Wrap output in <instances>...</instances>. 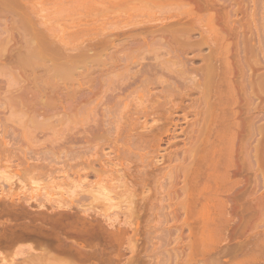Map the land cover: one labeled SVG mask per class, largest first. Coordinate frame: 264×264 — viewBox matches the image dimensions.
Returning <instances> with one entry per match:
<instances>
[{"label": "rangeland", "instance_id": "obj_1", "mask_svg": "<svg viewBox=\"0 0 264 264\" xmlns=\"http://www.w3.org/2000/svg\"><path fill=\"white\" fill-rule=\"evenodd\" d=\"M168 1L170 6L166 5ZM33 2V7L29 6L35 11L36 21L46 26L48 30H44L56 40L58 37L62 47H56L58 52L51 49L44 56L30 57L26 51L33 41L28 43L20 33L21 17L15 15L7 23L8 16L0 15V224L15 223L13 216H7L10 209L14 211L9 206L15 201L18 213L32 207L30 212L38 214L39 210L50 209L55 201L60 204L64 199L66 206V201L75 197L78 202L80 197L79 206L91 204L108 215L112 222L108 217L107 221L103 216L97 218L98 214L95 217L107 232L116 235L109 233L105 242L104 230L106 234L102 233L97 242L81 243L79 259L60 264H264V243L259 245L262 250L252 249L254 238L264 227L259 225L262 230L250 228L239 235L233 234V227L222 232L212 228L211 242L204 246L200 242L199 217L192 213L197 201L188 200L191 194L194 200L199 194L206 195L202 189L207 168L216 156L210 143L219 131L216 125L227 120L223 121V115H230L229 125L232 121L235 124L234 128L230 125L232 135L225 131L227 122L221 125L227 126L220 136L227 143L229 135L235 137L234 142L231 140L236 163L233 170L242 172L236 178H241L239 183L248 191L253 187L251 166L255 163L249 164V159L254 157L255 149L260 152L264 148V0H219L213 9L195 11L193 16L186 14L188 8L175 6L177 0H154L153 4L152 0ZM152 14L169 18L153 24L147 22L154 17ZM143 19L146 24L140 21ZM132 22L138 27H131ZM202 24H212L216 45L211 35L206 38L207 27ZM7 42L9 57L3 52ZM96 43L99 49L95 50ZM65 59L75 66L81 60L69 81L52 76L53 64H63ZM223 70L232 73L229 82L236 98L229 111L235 115L232 118V114L223 113L227 107L226 111L222 108L218 114L222 121L216 118L215 125L209 109L217 100L218 86L225 89L220 80ZM248 84L255 89L251 86L250 90ZM126 140H130L127 145ZM123 144L132 146L127 151ZM208 154L215 156L212 159ZM258 154L254 158L260 161L263 154ZM187 178L194 190L188 191V198L182 193L190 189H184L189 187ZM98 179L101 183L97 185ZM262 191L257 189L256 196H262ZM183 196L187 202L183 203ZM8 199L14 201H10L12 205L6 202L10 208L6 212L3 202ZM75 200L70 205L74 206ZM17 201L27 203L20 205ZM189 201L193 208L190 217L183 213L182 206ZM90 211L88 217L92 219ZM212 216L220 220L219 215ZM130 220L138 223L136 234L125 225ZM108 222L113 226L108 227ZM13 236L7 249L0 244V264L55 262L50 255L48 259L44 256L46 260L36 259L44 247L34 248L36 244L28 234L24 238L15 230ZM110 237L115 239L110 242ZM246 250L259 253L250 256Z\"/></svg>", "mask_w": 264, "mask_h": 264}, {"label": "bare ground", "instance_id": "obj_2", "mask_svg": "<svg viewBox=\"0 0 264 264\" xmlns=\"http://www.w3.org/2000/svg\"><path fill=\"white\" fill-rule=\"evenodd\" d=\"M33 1H45V0H0V15H4L5 17L6 16H8L10 19H9V21H8V17H6L5 18V21L7 22V23H9L10 22V20L12 19L13 20V18L15 17V15H19L20 17H21V20L19 21V27H18V29H19V31H20V33L22 34V36L24 37V38H28V43H30V40H32L33 41V43L28 47V50L26 51V53L30 56V57H34V58H36V57H38V56H44L45 54H46V52H48V53H50V52H52V50L51 49H53V51H55L57 48L56 47H58V49H60V47H62L61 45H60V47H59V45H58V43L60 44V41H59V39H58V37H57V40H58V42H56L57 40H56V36H53L52 34H48V31L46 32V30H44V29H47V28H43V25H41L40 24V22H38V21H36V19H35V11L33 10V4L35 3V2H33ZM65 1H67V0H65ZM113 1V0H112ZM115 1H121V0H115ZM129 1H131V0H129ZM150 2H151V0H149ZM31 2V3H30ZM76 2H78V0H76ZM153 2H154V0H152V4H153ZM166 2V1H165ZM179 2V3H178ZM219 2V0H177V3H176V5H175V3H173L175 6H178V7H180V6H182V7H186V8H188V10H186L185 12H186V14L187 15H192L195 11H201V10H205V11H208V10H210V9H213L214 7H215V5L217 4ZM33 3V4H32ZM168 3H169V1L167 2V4L166 5H168ZM172 3V2H171ZM32 5V7H30L31 5ZM30 5V6H29ZM166 5H161V6H163V7H165ZM168 6H170V5H168ZM198 13V12H197ZM196 15V14H195ZM3 16V17H4ZM12 16V17H11ZM14 16V17H13ZM151 16H154V17H151ZM150 17H151V20H148L147 22H149V23H158V22H162V21H164L165 19H167V18H169V17H167L166 16V18L165 17H163V16H161V14H160V16L159 17H157L155 14H152ZM193 16V15H192ZM150 17H148V18H150ZM171 17V16H170ZM191 17V16H190ZM198 20L199 18H196V17H193V20ZM208 18H206L205 20H207ZM113 21V20H112ZM111 21V22H112ZM141 22H145L144 21V19H143V21L142 20H140ZM140 21H138V23L137 24H139V22ZM200 21V20H199ZM208 21V20H207ZM135 23L137 22V20L136 21H134ZM141 22H140V25H141ZM195 22V21H194ZM197 22V21H196ZM205 23H206V21H204ZM114 23H115V21H114ZM133 23V22H132ZM135 23H133L132 25H131V27L132 26H134V28L137 26L138 27V25L137 24H135ZM201 23V22H200ZM210 23H212L211 22V20H210ZM209 22H208V24H210ZM110 24V23H109ZM108 24V25H109ZM118 24V23H117ZM129 24V23H128ZM143 24V23H142ZM144 24H146V22L144 23ZM196 24V23H195ZM199 25V24H198ZM203 25V24H202ZM207 25V24H206ZM90 25H88V27H89ZM117 26V25H116ZM127 26V28H130L129 26H130V24H129V26L128 25H126ZM125 26V27H126ZM153 26V25H152ZM203 26H205V24L203 25ZM202 27V26H201ZM207 27V29H205ZM210 27H213L212 26V24H211V26H205V34H206V38H208L210 35V37H212V34H215V32H214V29H213V31L211 32V29L212 28H210ZM77 28V27H76ZM92 28V27H91ZM108 28V27H107ZM133 28V29H134ZM203 28V27H202ZM79 29V28H78ZM85 29V28H84ZM83 29V30H84ZM90 29V28H89ZM101 29H102V27H101ZM48 30V29H47ZM81 30V29H80ZM83 30H82V32H83ZM88 30V29H87ZM86 30V31H87ZM94 30V29H93ZM97 30V29H96ZM109 30V29H108ZM111 30V29H110ZM118 30H120V29H118ZM90 31V30H89ZM203 32H204V30H202ZM201 31V32H202ZM85 32V31H84ZM88 32V31H87ZM93 32V31H92ZM91 31H90V35H91V33H92ZM95 32H97V31H94V33ZM118 32V31H117ZM78 33H81V32H78ZM99 33V32H98ZM98 33H97V35H98ZM96 34V33H95ZM100 34H101V32H100ZM113 34V33H112ZM112 34L110 33V35L112 36ZM204 34V33H203ZM82 35V34H81ZM94 35V34H93ZM93 35H91V36H93ZM86 36V35H85ZM84 36V37H85ZM96 36V35H95ZM102 36V35H101ZM205 36V35H204ZM100 37V35L98 36V37H95V38H99ZM89 38V42H88V44H89V46H91V48H93V44L91 45V43L93 42V41H91V39H90V37H88ZM92 39L94 38V37H91ZM94 38V39H95ZM213 38V37H212ZM216 37H215V35H214V38L212 39V41L214 40V42L213 43H215V42H217L216 41V39H215ZM34 39H36L37 40V42H34ZM211 39V38H210ZM209 39V40H210ZM86 40H87V38H86ZM98 39H96V41H97ZM100 40H101V38H100ZM100 40H98V41H100ZM6 41H8L7 39H6ZM103 41V39L101 40V42ZM206 41V40H205ZM82 42V41H81ZM91 42V43H90ZM104 42V41H103ZM210 42V41H209ZM208 42V43H209ZM84 43H85V41H84ZM212 43V42H211ZM57 44V45H56ZM79 44V43H78ZM81 44V43H80ZM83 44V43H82ZM85 44H87V42L85 43ZM87 44V45H88ZM94 44H95V42H94ZM86 45V46H87ZM103 45H104V43H103ZM215 45H216V43H215ZM78 46V45H77ZM84 46V45H83ZM88 46V47H89ZM81 47V46H80ZM95 47V46H94ZM98 46H97V43H96V47L94 48L95 50H96V48H97ZM83 48V47H82ZM85 48V47H84ZM4 50H3V52H6V56L7 57H9L10 56V52H11V50H10V47H9V44H8V42L6 43V45H5V47L3 48ZM58 49L56 50L57 52H58ZM97 49H99V48H97ZM51 50V51H50ZM66 50V49H65ZM83 50H85V49H83ZM91 50H93V49H90V51ZM94 51V50H93ZM6 56H5V58H6ZM78 56V55H77ZM77 56H76V58H77ZM7 59H9V58H7ZM64 59V56H63V58H62V60ZM81 59V58H80ZM80 59H77L76 61H78V60H80ZM65 60H67V59H65ZM64 60V61H65ZM63 61V62H64ZM81 61V60H80ZM80 61H78L79 63H80ZM67 62H69V64L68 65H70V64H72L69 60H67L66 62H64L63 64H61L62 62H57V63H54L53 65H54V67H51L52 69L53 68H55V69H53L54 71L52 72L53 73V77L55 76V78L56 77H60V78H62V80H64V81H69V79L68 78H71V76L72 75H75L76 74V72H77V70L75 71V70H73V68H77L78 66V62L77 63H75L76 64V66L74 65V64H72V66L74 65V67H72L71 65V67L69 66V67H67L68 65L66 64ZM75 62V61H74ZM73 62V63H74ZM55 64H57L56 66H55ZM61 67H60V66ZM65 65H67L66 67H65ZM59 67V68H58ZM70 68H72V69H70ZM224 69L226 70V67H224ZM228 70V69H227ZM73 71H75V73H73ZM229 71H230V69H229ZM223 72L224 73H221L222 75L220 76L221 77V81H222V79H223V82L221 83L220 82V80H219V83H221V84H223V86L225 87V89L222 87V85H220L218 82H217V84H219L220 86H218L219 88H220V90H219V92H218V94H216V101L215 102H213L211 105H210V113H209V115L213 118V119H215L214 120V122L216 121L217 122V120H216V118H219V120H221L220 118L221 117H224V116H226V117H224V119H223V121H225L226 119L228 120H226V122H227V124L229 123V118H227V117H230V115L229 116H227V115H223V116H221V117H219L220 116V113H222V110H224L226 107H227V109H228V111H226L227 109H225L224 111H226V112H223V113H229V114H232L233 112H231L230 113V111H229V109H230V107L231 106H233L234 104H235V102H233L234 101V99L236 98V96H235V98H234V95L236 94V93H234L233 92V90H235L234 88L232 89V86H233V84H231L232 82H229V81H231L230 79V77H232L231 75H229V74H232V73H229L228 74V71L226 72V71H224L223 70ZM72 77H74V76H72ZM59 78V79H60ZM230 78V79H229ZM58 78H57V80L58 81H61V80H59ZM64 81H62V82H64ZM248 83V82H247ZM256 84H258L257 82H255ZM260 83V82H259ZM64 84V83H63ZM231 84V85H230ZM251 84V83H250ZM254 84V83H253ZM255 84V85H256ZM259 85H261V83L259 84ZM65 86V85H64ZM248 86H250V90H252L254 87V85L252 86V85H249L248 84ZM251 86L253 87V88H251ZM258 87V86H257ZM261 87V86H260ZM259 88V87H258ZM264 88V87H263ZM262 87H261V89H263ZM255 89V88H254ZM249 90V89H248ZM247 92V91H246ZM234 93V94H233ZM222 94H224V96L222 95ZM247 94H249V96H250V92L248 93L247 92ZM247 94H245V95H247ZM223 96V97H222ZM248 96V97H249ZM247 97V96H246ZM251 99V98H250ZM233 103V104H232ZM232 104V105H231ZM115 106V105H114ZM222 108H224V109H222ZM231 110V109H230ZM232 111V110H231ZM147 112V111H146ZM144 114V113H143ZM147 114H148V112H147ZM146 113L144 114L145 116L147 115ZM218 114H219V116H218ZM131 115V114H130ZM233 115H235V113L234 114H232V118H233ZM147 117V116H146ZM131 118V117H130ZM226 118V119H225ZM128 119V118H127ZM126 119V120H127ZM231 120H233V119H231ZM212 121V120H211ZM222 121V120H221ZM129 122V121H128ZM216 122H215V125H216ZM226 122H223V124L225 125V123ZM234 121H232V124H230V125H233L234 123H233ZM144 123L146 124L147 122L146 121H144ZM144 123H143V125H144ZM218 123V122H217ZM221 123V122H220ZM219 123V125H220V128L222 129L224 126H222L221 127V125H223V124H220ZM214 124V123H213ZM218 125V126H219ZM229 125V124H228ZM230 125L227 127L229 130H227V128H226V130H225V127L227 126H225L224 127V129H220L217 125H216V127H217V130H219L218 132H216L217 130L215 129V126L213 125V130L215 129L216 131H214L213 133H215L216 132V135L213 137V142H215V139H217L216 141V143L214 144L212 141H211V143L210 144H213L214 146H215V149L213 150V148H214V146L212 147V149H210L211 151H212V153H214L215 152V157L214 156H212V155H209L208 154V156H212V159H213V157H214V159L212 160V162L210 161V157H209V161H210V163L211 164H209L210 166H211V168L209 169V168H207V175H206V179H207V181L205 182L206 184H204L205 185V187L202 189L204 192H206V195L204 194V196H202L201 194H199L200 195V197H199V195L197 196L196 194H194V196L196 195L197 197H199V199H201L202 201H200L199 199H192V194L190 195L189 194V192L188 191H192V189L193 188H191L192 186H191V176L193 177V175L195 174H191V176H187V177H190V178H187L186 180H187V182L189 181V179H190V182H188V186L189 187H184V189H186V188H190L189 190H187L186 189V191L184 192V190H182V193H184V195H185V193H186V196L187 195H190V197H191V199H190V197L189 196H187V198L189 197V199L188 200H190V201H192V203H194L195 201H197L199 204H198V206H197V204H195V203H197V202H195L194 204L196 205V207H194L192 204H190V201L188 202V203H185L184 205H182L183 206V213H185V215H191L192 213H195V214H197V216L199 217V222H197V223H199L200 224V226H199V224H198V229L200 230V242L204 245V246H206L208 243H210L211 242V235H213V234H211V230H212V228L213 229H215L214 231H216V230H219V231H221V230H232L231 228L233 227L234 229H233V234H242V233H244V231L245 230H247V229H259V227H264V194L262 195V196H260L259 195V197L258 196H256V191H257V189L259 190V189H262V190H264V166L262 167V165L261 164H263L264 163V152H263V150H264V148H263V150L262 151H260L262 154H260V155H262L261 156V158H260V161H259V159L257 158V157H259V154L258 153H260V152H257V150L255 149V151H254V157H255V155L257 156L256 157V159L260 162L259 164H257L256 163V161H254V160H256L254 157H252V159L250 160L249 159V161H250V163L249 164H252V162L251 161H253V163H255V164H252V170L251 171H253L252 172V176H254V181H253V179H252V188L250 189V191H248L247 190V188L246 187H243V184H241V183H239V181L241 182V178L240 179H237L236 177L239 175L238 173H240V171L239 172H236L237 171V169L238 168H236V171H234L233 170V168H235L234 166H233V158H234V155H233V149H232V146L234 145L233 143H232V141L235 139V137H234V134H233V139H232V137H230V135H232L231 133H232V129L235 127L234 125L232 126L233 128L230 130ZM147 126V125H146ZM227 132H229V133H227V134H230L229 135V138H230V141H229V138L227 137L226 139H228L227 141H228V143L226 142V140L224 139V138H222L221 136V134H223L222 132H225V131ZM222 131V132H221ZM230 131H231V133H230ZM221 133V134H220ZM226 134V133H225ZM221 135V136H220ZM221 137V138H220ZM208 138V137H207ZM264 138V137H263ZM208 139H210V138H208ZM125 140V139H124ZM223 140V141H222ZM225 140V141H224ZM232 140V141H231ZM117 142H118V140H116ZM129 142L130 140H126L125 141V144H126V142ZM206 141V140H205ZM210 142V141H209ZM208 142V143H209ZM223 142H225V143H223ZM234 142V141H233ZM125 144H123V147H124V149H126L127 151H128V149H129V147H131L130 146V144H128V146L129 147H126V145ZM224 144L226 145V146H224ZM231 144V145H230ZM117 147H118V145H116ZM115 146V147H116ZM116 147V148H117ZM234 148V147H233ZM124 149H122V147H121V150H123L124 151ZM217 149V150H216ZM112 150H114L113 148H112ZM121 150L119 149V151H118V153H121ZM125 150V151H126ZM124 151V152H125ZM114 152V151H113ZM255 153H257V154H255ZM253 158H254V160H253ZM261 159H262V161L263 162H261ZM208 160V159H207ZM120 161V160H119ZM235 161V160H234ZM207 162V161H206ZM207 163H209V162H207ZM236 163H234V165H235ZM249 164L247 163V165H246V170L247 169H249L250 170V168H247V166L249 167ZM123 165H124V163H123ZM122 164H120V166H123ZM208 164H207V166L208 167H210ZM253 165H255V168H254V166ZM259 165H261V167L259 166ZM67 167V166H66ZM253 168H254V170H253ZM239 170H241V168H239ZM249 170H247V172H249ZM80 171V170H79ZM209 171V172H208ZM250 171V172H251ZM249 172V173H250ZM242 173V172H241ZM240 173V174H241ZM253 173H254V175H253ZM196 175V174H195ZM194 175V176H195ZM85 176H87V174H85ZM252 178V177H251ZM238 181H237V180ZM101 180V179H100ZM242 182H243V180H242ZM253 182H254V184H253ZM101 182H99V179L96 181V184L98 185V184H100ZM108 183V182H107ZM212 183V184H211ZM212 186H211V185ZM242 186H241V185ZM187 185V184H186ZM239 185V186H238ZM238 186V187H237ZM241 186V187H240ZM240 187V188H239ZM246 188V189H243V188ZM239 189V191H237ZM242 189V190H241ZM202 190H201V192H202ZM194 191V190H193ZM193 191H192V193H193ZM72 192V191H71ZM82 192V191H81ZM197 192V191H196ZM262 192H264V191H262ZM188 193V194H187ZM198 193H200V189H199V192ZM72 194H74V193H71V195ZM98 194V193H97ZM100 195H105V194H100ZM78 196H79V194H76V197L78 198ZM106 196V195H105ZM105 196H103V197H105ZM186 196H183V197H185L184 199H186V200H184L183 201V203L186 201H188L187 200V198H186ZM221 196H222V198H221ZM224 196V197H223ZM74 197V196H73ZM72 197V198H73ZM76 198V199H77ZM94 198V197H93ZM194 198V197H193ZM196 198V197H195ZM56 200V199H55ZM59 200V199H58ZM67 200V199H66ZM71 200V201H70ZM70 200H68V202L66 201V206L64 205L65 204V202L63 203V201H64V199L62 200V202L60 201V204H56V201H55V205H53V204H51V206H50V209H48V210H45V211H47V212H45V211H41V210H39V212H38V214L35 212H30V210H31V208L29 209V207H26V208H23V209H21V207H20V205H22V204H24V205H26V203H27V201H26V203L23 201V202H18V204H20L19 205V209H21L20 210V212L18 213V208H17V210H15V208H16V206H17V203H16V201L15 202H13L14 200H10V201H12L13 202V206H9L12 202H10L9 201V199L7 200V201H4L3 203H5V206H7V208H8V206L10 207V208H13V212H12V209H10V208H6L8 211H6V209H5V211L6 212H9V209L11 210V212H9L10 214H7V216H13V218L12 219H14L15 220V223L14 222H12V221H14V220H12L11 222L12 223H14L13 225L12 224H10L11 226H9L8 224V222H6V221H9L8 219L7 220H5V222L4 223H8V224H0V244L1 245H4V246H7V247H5L6 249L8 248V247H10V246H8L9 245V243H10V245H11V243H12V241H13V234L15 233V230L16 231H19V232H22V235H23V237L25 236L24 234H28L29 236L28 237H31L32 238V240H31V242H32V244H34V246H35V244H36V246L34 247V248H36V247H40L41 249L44 247H46L45 249L43 248V250L42 251H44V252H46V249H47V254L45 253V255H43L44 254V252H41V257L39 258V256H37V255H39L40 253H35V254H37V255H35L36 256V259H40V261L41 260H46V259H48L49 258V255H50V257H52L53 259H54V263L53 264H60L61 263V261L62 262H66V261H75V260H77V259H79V257H80V255L82 254V251H81V249L79 248V247H81V243L82 242H89V243H92V241L94 242L96 239L97 240H99L98 238L102 235V233H104V230L106 231L107 229H106V226H105V228H103V226H102V223L101 222H99V220L97 219L99 216H103L105 219L104 220H109L110 218L108 217V215H104V214H102L100 211H97V209L96 208H94V207H90V205L89 204H85V203H83L82 204V206H79V205H81V204H78V202L79 203H81V201H79V200H81L80 199V197H79V200H78V202L75 200V197H74V199H70ZM73 200H75L76 201V203H75V201L73 202V203H75V205L74 206H72V205H70L71 203H72V201ZM194 200V201H193ZM8 201H9V205L7 204L8 203ZM70 201V202H69ZM7 202V203H6ZM29 202V201H28ZM54 202V201H53ZM58 202V201H57ZM14 203H15V205H14ZM67 203H69V204H67ZM7 204V205H6ZM30 204V203H29ZM29 204H27V205H29ZM41 204V203H40ZM78 204V205H77ZM1 205H4V204H1ZM12 205V204H11ZM39 205V204H38ZM55 207V209L52 211L51 210V207L52 208H54L53 206ZM83 205H84V207H83ZM86 205V206H85ZM190 205H192V207L193 208H196L195 210L196 211H194L193 210V208H191L190 207ZM29 206H32L31 204L29 205ZM89 206V207H88ZM3 207V206H2ZM22 207H24V206H22ZM39 207L40 208H42V207H44V204L42 205V206H38V208L37 209H39ZM49 207V206H48ZM74 208V211H72L71 212V209L73 210V208ZM86 207V208H85ZM198 207V208H197ZM29 209V211H28V209ZM35 208V209H36ZM78 209V211L76 212L75 211V209ZM94 208V209H93ZM24 209H27V211L29 212V213H27V212H25L26 210H24ZM36 209V210H37ZM76 209V210H77ZM90 209H91V211H90ZM93 209V210H92ZM182 209V208H181ZM191 209L193 210V212L191 211ZM2 210H4V209H2ZM49 210H51V212L49 211ZM91 212V215H92V212H93V215H94V217H95V215H97L98 214V216H96L95 218L93 217V215H92V219L90 218V217H88L89 215H90V213H89V211ZM96 210V211H95ZM4 211V214L6 213ZM17 211V212H16ZM23 211V212H22ZM34 211V210H33ZM40 212H45V213H47L46 214V216H45V213H43L44 214V216H43V214L42 213H40ZM74 212H76V213H74ZM192 212V213H191ZM31 213V214H30ZM33 213L34 214H37V215H33ZM95 213V214H94ZM99 213H101V214H99ZM195 214H194V216H195ZM219 215L220 216V220L218 221H216V220H213V218H215L216 219V217H214V216H212V215H215V216H217V215ZM49 215V216H48ZM190 215L188 216V217H190ZM193 216V215H192ZM106 217H108V218H106ZM94 218V219H93ZM195 218V217H194ZM16 220H17V222H16ZM197 220V219H196ZM109 221H111V219L109 220ZM133 221H134V219H133ZM215 221V222H214ZM10 222V223H11ZM105 222V221H104ZM112 222V221H111ZM0 223H3V222H0ZM109 223V222H108ZM109 225V226H108ZM107 226L108 227H111V226H113V223H109ZM125 225L127 226V228H129L130 230H132V232H136V230H137V226H138V223H137V221L136 222H132L131 220L130 221H127V222H125ZM259 225H261V226H259ZM260 228L261 230L263 229V228ZM108 231V230H107ZM106 231V233L108 234H106V233H104V234H106V237H103V240L105 241V239H106V241L107 240H109V233H110V235L111 236H113V237H115V235L116 234H114V233H112V232H107ZM263 231V230H262ZM260 232L258 235H257V237H255L254 238V241H253V243H252V249L253 250H257V249H261V247H259V245L260 244H262V243H264V235H263V233H264V231L263 232ZM24 232V233H23ZM213 232V231H212ZM218 232V231H217ZM222 232V231H221ZM137 233V232H136ZM135 233V234H136ZM216 233V232H215ZM16 234H17V232H16ZM27 234H26V237H24V238H27ZM113 234V235H112ZM19 235V234H18ZM20 235H21V233H20ZM134 235V234H133ZM103 236V235H102ZM105 236V235H104ZM263 237V238H262ZM105 238V239H104ZM111 238V237H110ZM113 239H115V238H111L110 239V242L111 241H113ZM129 239V238H128ZM30 240V239H29ZM33 240H34V243H33ZM78 240H80V241H78ZM101 240H102V238H101ZM79 243H78V242ZM104 241H102V242H104ZM105 241V242H106ZM129 241V240H128ZM214 241V240H213ZM251 241V242H252ZM95 242H97V241H95ZM98 242H100V241H98ZM130 242V241H129ZM128 242V243H129ZM245 242V241H244ZM131 244L132 243H129V245L131 246ZM242 244H244V243H242ZM245 244H247V242L245 243ZM249 245V244H248ZM248 245H247V247H246V245H245V247H246V249L248 248ZM4 246H3V249H5L4 248ZM129 246V247H130ZM48 247V248H47ZM133 247H134V245H133ZM240 247V246H239ZM242 247H243V245H242ZM250 248H251V245L249 246ZM256 247V249H254ZM257 247H259V248H257ZM264 247V246H263ZM262 247V248H263ZM39 248V249H40ZM131 248V247H130ZM206 248V247H205ZM2 249V248H1ZM49 249V250H48ZM242 249H243V251L245 250L244 248H241V251H242ZM249 249V248H248ZM33 250V249H32ZM250 250V249H249ZM262 250V249H261ZM35 251V250H34ZM41 251V250H40ZM48 251L50 252V254L48 253ZM132 251H133V249H132ZM247 251V250H246ZM248 252V251H247ZM257 252V251H256ZM256 252H253V253H256ZM253 254L251 251H249L248 253H245L246 255L248 254ZM257 253H259V252H257ZM251 254H250V256H251ZM94 255V254H93ZM261 255V254H260ZM35 256L33 255V257H34V259H35ZM44 256H46L45 258H44ZM254 255H252V257H253ZM256 256V255H255ZM38 257V258H37ZM82 257V256H81ZM97 257V256H96ZM255 258V257H254ZM3 259V258H2ZM35 259V260H36ZM1 260V259H0ZM31 260H33V258L31 259ZM256 261V260H255ZM257 261H258V259H257ZM33 262H34V260H33ZM35 263V262H34ZM33 263V264H34ZM241 263V262H240Z\"/></svg>", "mask_w": 264, "mask_h": 264}]
</instances>
